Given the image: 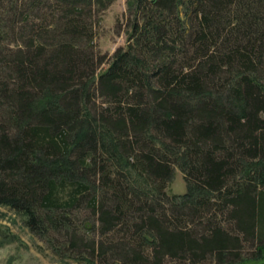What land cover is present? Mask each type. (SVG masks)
I'll return each mask as SVG.
<instances>
[{"label": "trees", "instance_id": "16d2710c", "mask_svg": "<svg viewBox=\"0 0 264 264\" xmlns=\"http://www.w3.org/2000/svg\"><path fill=\"white\" fill-rule=\"evenodd\" d=\"M114 2L0 0V206L88 264H264V0H126L99 55Z\"/></svg>", "mask_w": 264, "mask_h": 264}, {"label": "rangeland", "instance_id": "374dc122", "mask_svg": "<svg viewBox=\"0 0 264 264\" xmlns=\"http://www.w3.org/2000/svg\"><path fill=\"white\" fill-rule=\"evenodd\" d=\"M126 18V0H115L109 9L101 14L99 19L96 16L95 51L97 54L110 56L116 48L126 44ZM101 65V68H106L108 64ZM180 173L181 171L177 169L170 186V190L176 193H182L186 190L183 173H181L182 175ZM88 211L83 208L80 212L81 226L86 222H90L93 226L95 221H98L97 216L92 215ZM81 229L82 231H79V235L83 236V238L78 243L77 251L73 250L74 252L71 254L72 252H69L64 245L60 244L61 242L59 243L56 240L57 247H55L62 254L55 253L53 244L33 233L25 224L22 215H19L9 207L0 206V264H88L87 259L81 258V255L90 252V243L95 242L96 246H98L103 236L100 228H97L94 234H87L84 227H81ZM109 237L118 241L122 234L113 235L111 233ZM120 242H124V239L121 238ZM149 251L151 252L152 249L150 248ZM66 253L71 255L68 256ZM181 262L167 257L160 262L145 260L142 264H183Z\"/></svg>", "mask_w": 264, "mask_h": 264}]
</instances>
